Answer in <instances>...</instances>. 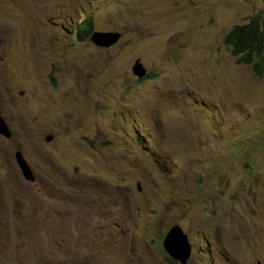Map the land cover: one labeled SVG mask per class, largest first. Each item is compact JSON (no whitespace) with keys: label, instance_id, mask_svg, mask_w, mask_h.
<instances>
[{"label":"rangeland","instance_id":"obj_1","mask_svg":"<svg viewBox=\"0 0 264 264\" xmlns=\"http://www.w3.org/2000/svg\"><path fill=\"white\" fill-rule=\"evenodd\" d=\"M258 13L264 0H0V264H182L163 247L173 224L187 264H264V77L224 43ZM88 19L120 38L83 39Z\"/></svg>","mask_w":264,"mask_h":264},{"label":"trees","instance_id":"obj_2","mask_svg":"<svg viewBox=\"0 0 264 264\" xmlns=\"http://www.w3.org/2000/svg\"><path fill=\"white\" fill-rule=\"evenodd\" d=\"M93 25V20L88 19L81 24L78 34H83V39L90 37ZM224 43L229 46L238 63L250 64L255 75L264 77V14L252 15L248 21L234 25L225 33ZM155 75L148 71L144 78Z\"/></svg>","mask_w":264,"mask_h":264},{"label":"water","instance_id":"obj_3","mask_svg":"<svg viewBox=\"0 0 264 264\" xmlns=\"http://www.w3.org/2000/svg\"><path fill=\"white\" fill-rule=\"evenodd\" d=\"M119 38L120 33L116 31L106 32L101 30H95L91 34L92 42L102 47H108L113 45L118 41ZM132 72L134 75L142 78L146 76L148 70L142 63L141 59L136 58L134 64L132 65ZM0 134H4L7 137H10L12 134L9 125L1 114ZM50 139L51 136H48L47 140ZM15 158L24 177L29 180H34L35 173L28 161L26 160L23 152L20 150L16 151ZM163 247L170 257H172L174 260L179 261L182 264H187L192 253V244L189 240L188 234L183 230V228L179 224H173L166 232V235L163 240ZM257 264L263 263L258 261Z\"/></svg>","mask_w":264,"mask_h":264},{"label":"clouds","instance_id":"obj_4","mask_svg":"<svg viewBox=\"0 0 264 264\" xmlns=\"http://www.w3.org/2000/svg\"><path fill=\"white\" fill-rule=\"evenodd\" d=\"M92 33H93V31H92ZM92 33H91V34H92ZM90 37H91V35H90ZM147 73H148V72H147ZM146 75H147V74H146ZM139 78H140V77H139ZM142 78H144V77H142ZM11 131H12V130H11ZM15 159H16V158H15ZM26 160H27V159H26ZM16 162H17V161H16ZM28 163H29V162H28ZM17 164H18V163H17ZM30 166H31V165H30Z\"/></svg>","mask_w":264,"mask_h":264}]
</instances>
